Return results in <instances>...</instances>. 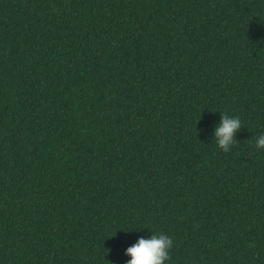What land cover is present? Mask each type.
<instances>
[{
  "label": "trees",
  "instance_id": "obj_1",
  "mask_svg": "<svg viewBox=\"0 0 264 264\" xmlns=\"http://www.w3.org/2000/svg\"><path fill=\"white\" fill-rule=\"evenodd\" d=\"M262 131L264 0H0V264H264Z\"/></svg>",
  "mask_w": 264,
  "mask_h": 264
},
{
  "label": "clouds",
  "instance_id": "obj_2",
  "mask_svg": "<svg viewBox=\"0 0 264 264\" xmlns=\"http://www.w3.org/2000/svg\"><path fill=\"white\" fill-rule=\"evenodd\" d=\"M219 112V120L211 130V140L224 152H228L243 125L239 115ZM255 146L264 149V131L255 136ZM173 245L174 239L167 232L150 229V234L138 236L134 243L126 247L125 255L130 258L124 264H169Z\"/></svg>",
  "mask_w": 264,
  "mask_h": 264
}]
</instances>
